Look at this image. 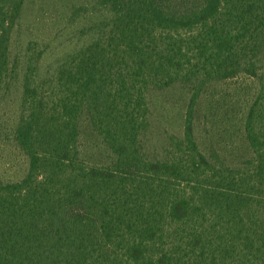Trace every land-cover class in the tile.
Listing matches in <instances>:
<instances>
[{"label": "trees", "instance_id": "16d2710c", "mask_svg": "<svg viewBox=\"0 0 264 264\" xmlns=\"http://www.w3.org/2000/svg\"><path fill=\"white\" fill-rule=\"evenodd\" d=\"M90 3L73 11L98 14L89 42L46 78L26 66L0 127L27 162L0 171V264H264V0ZM23 5L0 0V118ZM240 75L263 85L234 160L199 143L194 111L205 84ZM173 85L191 91L183 130L152 158L149 96Z\"/></svg>", "mask_w": 264, "mask_h": 264}, {"label": "rangeland", "instance_id": "374dc122", "mask_svg": "<svg viewBox=\"0 0 264 264\" xmlns=\"http://www.w3.org/2000/svg\"><path fill=\"white\" fill-rule=\"evenodd\" d=\"M91 0H24L20 16L14 27L10 43L12 65H16V77L3 103L5 108L0 127L11 125L21 99V81L26 66L34 67L38 79L46 78L61 64L67 55L88 43L94 29L86 34L99 16L95 12L74 16L77 5H88ZM40 53V54H39ZM264 82V81H263ZM262 81L247 75L225 81L205 84L202 99L195 107V134L199 143L211 144L229 159H238L245 153L241 122L246 118L248 106L260 92ZM189 88L173 85L151 92L149 96V127L144 136L147 153L152 158L163 157L162 146L180 136L187 111ZM94 154L97 141L93 137ZM87 145V146H88ZM1 173L18 177L24 173L27 162L24 156L4 141L0 134Z\"/></svg>", "mask_w": 264, "mask_h": 264}]
</instances>
